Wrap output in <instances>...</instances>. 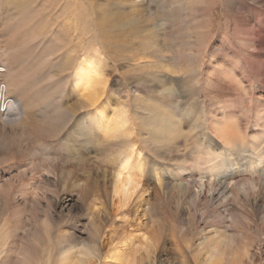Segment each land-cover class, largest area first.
I'll return each mask as SVG.
<instances>
[{"label":"rangeland","instance_id":"374dc122","mask_svg":"<svg viewBox=\"0 0 264 264\" xmlns=\"http://www.w3.org/2000/svg\"><path fill=\"white\" fill-rule=\"evenodd\" d=\"M73 2L86 4L91 30L83 40L66 21ZM47 6L45 21L63 49L80 53L91 42L106 55L107 97L126 111L150 191L123 208L116 199L108 206L109 163L55 169L31 153L34 142L20 154H0L5 257L30 242L37 249L31 264H203L202 249L214 240L220 264H264V0ZM100 21L110 31L105 37ZM114 22L122 28L117 41ZM226 147L232 161L211 174L220 159L210 155L223 156ZM84 246L99 258L78 261ZM68 251H76L73 258L60 260Z\"/></svg>","mask_w":264,"mask_h":264},{"label":"bare ground","instance_id":"6f19581e","mask_svg":"<svg viewBox=\"0 0 264 264\" xmlns=\"http://www.w3.org/2000/svg\"><path fill=\"white\" fill-rule=\"evenodd\" d=\"M67 1L0 0V154L12 150L20 154L25 148L29 150V144L34 142L36 145L30 149L31 153H42L55 169L67 163L87 162L94 167L109 163L106 181L111 199L106 198V202L110 206L116 199L117 208H123L133 196L140 198L150 191L145 158L136 139L131 137L133 130L126 111L121 109L117 99L112 104L109 102L105 88L107 58L100 46L88 42L80 53L75 49H63L59 34L45 21L47 4L56 8L62 2L61 12L67 9L64 8ZM68 11L65 15L69 28L80 29L83 40L91 30L86 4L82 2L78 6L73 2ZM110 28L117 41L121 25L114 22ZM98 32L100 37L110 34L102 21L98 23ZM105 146H110L112 152L107 153ZM225 150L228 152H223L221 157L210 155V160L220 159L210 165L211 174L217 167L225 168L232 161L233 152L227 147ZM258 162L260 159L253 163L257 165ZM103 173L102 177L106 172ZM63 174L62 170L60 178ZM152 178L160 185L161 179L156 172ZM222 183L218 179L220 187L225 189ZM213 242L202 249L203 264L222 263ZM36 252L29 242L21 246L12 259L5 257L9 249L0 248V264H31L36 261ZM75 252L62 253L59 259L73 258ZM77 252L78 261L98 257L91 246L80 247Z\"/></svg>","mask_w":264,"mask_h":264}]
</instances>
